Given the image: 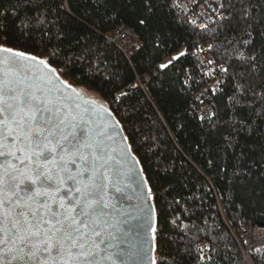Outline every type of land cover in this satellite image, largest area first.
I'll list each match as a JSON object with an SVG mask.
<instances>
[{
  "label": "snow or ice",
  "instance_id": "6c2138e0",
  "mask_svg": "<svg viewBox=\"0 0 264 264\" xmlns=\"http://www.w3.org/2000/svg\"><path fill=\"white\" fill-rule=\"evenodd\" d=\"M69 5L0 0V264H217L220 234L196 220L201 196L180 195L196 165L169 145L194 119V148L229 202L264 205V0H92L149 31L167 57L158 80L174 71L180 93L196 91L172 132L159 119L137 125L130 91L97 94L116 77L68 38ZM250 254L264 264V248Z\"/></svg>",
  "mask_w": 264,
  "mask_h": 264
},
{
  "label": "trees",
  "instance_id": "16d2710c",
  "mask_svg": "<svg viewBox=\"0 0 264 264\" xmlns=\"http://www.w3.org/2000/svg\"><path fill=\"white\" fill-rule=\"evenodd\" d=\"M69 7L72 15L62 16V23L66 25L69 34L68 38H82L81 43H87L94 48L116 77L111 82H103L104 92L97 90V94L103 96L105 93L118 90L130 91L132 95L123 102V107L130 111L133 110V106L138 109L134 117L137 125L141 124L142 117L159 119L163 120L168 131L172 132L170 121L174 119L178 110L183 111L196 103L194 101L196 91L193 90L189 95L180 93L181 84L174 71H169L167 76H161L159 80L156 78L157 65L162 57H167L164 56V51L153 47L149 31L138 25L131 13L122 14L116 21L107 19L103 12H97L93 8L92 0H70ZM121 23L132 28L141 40V44L132 53L125 52L106 36L107 32L114 30ZM172 27L177 25L173 24ZM181 43H184L183 40ZM165 50L171 51L167 46ZM193 64L194 58H187L180 66L192 69L195 75ZM74 72L78 78L86 80L87 68L84 64L77 65ZM134 82L140 87H134ZM161 83L164 84L163 89L159 87ZM185 92H188V89H185ZM106 98L110 99L111 95ZM197 131V122L189 118L187 129L176 139L174 145H169L170 148H178L196 165L185 166L187 187L180 195L186 197L194 193L201 196L200 201L194 202L196 220L199 223L202 218L207 219L220 234L223 259L218 257L217 264H241V252L235 234H239V227L264 224V205L256 207L246 205L241 208L239 201L235 204L229 202L225 179L222 176H215V173L210 175L204 171L205 157L200 156L198 150L194 148ZM173 155L176 153L173 152ZM209 187L211 191H207ZM177 194L174 192L167 199L171 200Z\"/></svg>",
  "mask_w": 264,
  "mask_h": 264
},
{
  "label": "built area",
  "instance_id": "2783aa9c",
  "mask_svg": "<svg viewBox=\"0 0 264 264\" xmlns=\"http://www.w3.org/2000/svg\"><path fill=\"white\" fill-rule=\"evenodd\" d=\"M106 36L122 50L129 53L134 52L137 46L141 44V40L133 29L124 23L107 32ZM135 85H137L136 82L133 83V86ZM235 237L240 247L241 264H258L256 259L250 254V249L256 247L264 248V225L256 223L242 226L239 228V235L235 234ZM244 240H248L249 244L245 245L243 243Z\"/></svg>",
  "mask_w": 264,
  "mask_h": 264
},
{
  "label": "bare ground",
  "instance_id": "6f19581e",
  "mask_svg": "<svg viewBox=\"0 0 264 264\" xmlns=\"http://www.w3.org/2000/svg\"><path fill=\"white\" fill-rule=\"evenodd\" d=\"M146 83V82H145ZM262 225H264V224H262ZM240 228V227H239ZM234 233V232H233ZM237 235H239V234H237Z\"/></svg>",
  "mask_w": 264,
  "mask_h": 264
}]
</instances>
